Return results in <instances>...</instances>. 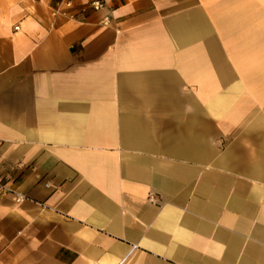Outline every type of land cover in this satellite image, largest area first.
<instances>
[{
  "label": "crops",
  "instance_id": "obj_1",
  "mask_svg": "<svg viewBox=\"0 0 264 264\" xmlns=\"http://www.w3.org/2000/svg\"><path fill=\"white\" fill-rule=\"evenodd\" d=\"M67 1L0 0V264H264V0Z\"/></svg>",
  "mask_w": 264,
  "mask_h": 264
},
{
  "label": "built area",
  "instance_id": "obj_2",
  "mask_svg": "<svg viewBox=\"0 0 264 264\" xmlns=\"http://www.w3.org/2000/svg\"><path fill=\"white\" fill-rule=\"evenodd\" d=\"M103 5H104V0H94V1H92V6H93L94 9H100L101 7H103ZM71 6H72V2H71V0H68L66 2V7H71ZM64 9L65 8H57L56 10L53 11V14L54 15L59 14V13L63 12ZM71 17H73V16H71ZM108 22H109V17L106 16L104 18V24H108ZM4 193H13V194H15L17 201H22L25 198V196L23 194L18 193V192H14L12 189L8 188L6 185L0 184V195L4 194Z\"/></svg>",
  "mask_w": 264,
  "mask_h": 264
}]
</instances>
